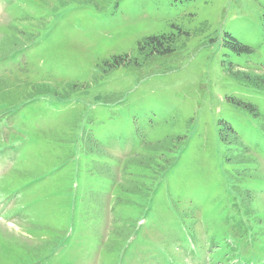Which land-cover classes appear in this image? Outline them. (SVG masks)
I'll list each match as a JSON object with an SVG mask.
<instances>
[{
  "label": "rangeland",
  "instance_id": "1",
  "mask_svg": "<svg viewBox=\"0 0 264 264\" xmlns=\"http://www.w3.org/2000/svg\"><path fill=\"white\" fill-rule=\"evenodd\" d=\"M0 45L40 91L0 118V264H264V182L237 202L216 127L264 178V0H0Z\"/></svg>",
  "mask_w": 264,
  "mask_h": 264
},
{
  "label": "trees",
  "instance_id": "2",
  "mask_svg": "<svg viewBox=\"0 0 264 264\" xmlns=\"http://www.w3.org/2000/svg\"><path fill=\"white\" fill-rule=\"evenodd\" d=\"M7 39L4 40V44L2 43L3 47L6 46L5 41H9L10 43L16 44V42H11L12 40L10 39L11 37L7 36ZM165 39V38H164ZM145 43V42H144ZM147 46H150L147 52V57L149 56H156L157 54L161 55H169L173 53L174 48L171 46H165V50L163 42L158 41L157 38H151L149 40H146L145 43ZM0 45V47H1ZM11 46V45H8ZM8 46L5 48L6 52L9 51ZM143 48V47H142ZM144 49V48H143ZM142 49V50H143ZM145 50V49H144ZM140 55H142L141 50H139ZM12 51L8 52L7 55H4L3 59H0V61L7 60L11 58L12 56ZM21 73V72H20ZM22 76H12V75H7V76H0V118H7L10 116H13L15 114H18L22 111V108L32 104V102H35V99L33 98L37 93L40 91L36 89V86L33 85L34 89H31V91H22L20 89V84L22 83ZM242 78V81L245 83H250L254 84L255 87H257L258 90H263L264 89V82L261 79L258 78H252L247 75L242 74L240 76ZM39 91V92H38ZM264 92V91H262ZM38 98V97H37ZM247 109V114L251 115L254 118H259L261 116L260 112L258 111L256 113V110H254V107H252V104L248 103L245 105ZM240 110V109H239ZM224 124V125H223ZM223 124L218 125L216 124L217 131H218V139H219V146H220V154L221 158L223 159V168L227 170L230 174L232 173L233 175L231 176V179L228 178L229 183L232 184L233 190H234V196L238 198L237 202L240 204H243L245 208H248L246 204L248 198L246 195L248 193L246 192L247 188H242L239 184L240 181L243 179L253 181L252 185L254 184L255 186L261 187V184L264 182V178L261 176H258L256 174H253L255 171H251V166L253 165V162L251 158H248L247 150L240 146L243 143L241 142L239 136L236 134L231 133V131L226 127V122H223ZM260 128V127H259ZM261 132L264 134V121L261 124L260 128ZM9 140L4 141L1 144L7 143ZM84 149L86 150V154H90L92 152L91 147L88 145H83ZM92 157V156H91ZM129 160V163L127 166L130 164L132 165V162L138 164H142V160H140L138 157H131ZM91 161L93 164V170L98 167L100 162H98L96 159L91 158ZM131 162V163H130ZM127 163V162H126ZM105 166H99L102 168H97L98 174L100 177L105 178L111 182H115L114 177L109 175L108 169H107V163L104 164ZM145 165V164H142ZM135 166V165H133ZM222 167V164L220 165ZM240 168V169H239ZM239 169V170H238ZM256 180L257 183L254 181ZM119 188L123 192H128L129 194L137 195L141 194V188L136 184L134 186L129 187H124L122 185L119 186ZM261 190H264L262 188ZM147 208L145 206L144 210ZM143 210V211H144ZM248 214L251 215V212H248ZM264 214V213H263ZM141 215H145V213H141ZM247 215V214H246ZM257 220L254 221V224L258 225L259 228L264 227V215H262V218H256ZM127 227V226H126ZM130 228L123 227L119 229L118 232L114 231L113 237L116 238V240L113 241L112 246L109 248L115 249L114 252H116V257L121 251L122 248H124L125 244L124 242L129 236V233H131L134 229L135 226H129ZM121 230V231H120ZM119 240V244L117 242ZM117 262L115 261L114 264Z\"/></svg>",
  "mask_w": 264,
  "mask_h": 264
}]
</instances>
